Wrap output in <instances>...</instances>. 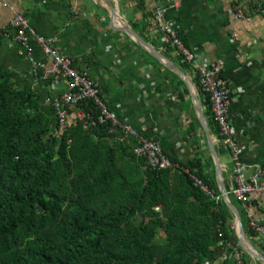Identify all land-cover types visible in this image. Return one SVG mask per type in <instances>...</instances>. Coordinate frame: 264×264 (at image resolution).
<instances>
[{"label":"trees","instance_id":"16d2710c","mask_svg":"<svg viewBox=\"0 0 264 264\" xmlns=\"http://www.w3.org/2000/svg\"><path fill=\"white\" fill-rule=\"evenodd\" d=\"M17 80L0 63V264H208L221 246L245 251L216 169L206 174L202 158L181 164L219 201L181 171L150 169L132 147L113 142L109 124L87 130L69 110L61 132L58 111ZM207 104L212 133L222 139L209 96ZM79 109L99 115L93 102ZM218 151L229 154L224 145ZM226 187L232 192L233 184ZM230 197L264 253L242 203ZM245 258L249 264L252 256Z\"/></svg>","mask_w":264,"mask_h":264},{"label":"crops","instance_id":"0c3cea01","mask_svg":"<svg viewBox=\"0 0 264 264\" xmlns=\"http://www.w3.org/2000/svg\"><path fill=\"white\" fill-rule=\"evenodd\" d=\"M239 5L250 20L238 17ZM159 10L164 17L156 19ZM16 14L28 22V44L17 40V30L11 27ZM165 25L195 53V64L166 47ZM129 29L163 58L137 42L126 32ZM37 36L53 39L62 55L99 84L102 98L122 124L113 136L115 144H137L138 138L127 130L131 128L158 140L172 158L183 162L202 158L208 175L216 164L196 96L208 122L210 107L206 93L201 94L197 72L198 66L221 65L232 91L231 122L243 150L241 161L264 167V0H0V63L50 110L69 85L57 76L45 77L44 70L35 73L46 61L50 63ZM81 110L74 112L75 119ZM213 135L218 151L220 139ZM227 155L232 168L223 161L224 155L219 157L225 182L232 185L235 165L232 155ZM216 176L218 182L217 169ZM253 212L264 223V197L255 202ZM229 251V246H221L208 264H235ZM249 264L264 260L252 257Z\"/></svg>","mask_w":264,"mask_h":264},{"label":"built area","instance_id":"2783aa9c","mask_svg":"<svg viewBox=\"0 0 264 264\" xmlns=\"http://www.w3.org/2000/svg\"><path fill=\"white\" fill-rule=\"evenodd\" d=\"M237 14L242 20H250L242 5L237 7ZM157 16L163 18L164 11L159 10ZM11 27L17 30V40L24 44H28V22L22 15L16 14L11 21ZM162 32L166 35V40L172 41V48H174L185 61L191 64L197 62V56L188 48L185 41L176 30L169 25H165L162 27ZM36 40L38 44L42 46L50 63L46 61L41 67H38L39 69L37 68L35 70V73L40 75L41 73L39 70H44L42 75L45 77L57 76L60 79L66 80L69 85V90L67 92L52 101L53 107L59 113L60 131H67L71 124L69 110H78L81 104L93 102L94 106L99 110V115L94 116L81 110L80 113H77V119L83 122L87 130L98 125L109 124V133L116 136L117 130L122 127V124L117 115L109 109L102 98L99 84L92 78L81 73L76 68L72 58L62 55L55 48L53 39L37 36ZM29 52H32L30 48ZM48 65H50V68H48ZM197 73L199 87L211 100L214 119L222 137V139H220V146L224 145L225 149L229 151L235 165L233 190L228 193L229 195L232 193L238 201L242 203L249 220V226L252 231L255 232L254 239L264 244V223L256 218L253 212L255 202L264 197V167L261 165L249 166L241 161L243 150L231 122L230 107L232 103V91L229 82L223 76L221 65L208 64L198 66ZM127 130L139 140L137 144L132 145L133 153L138 157L144 158L150 169L154 171H181L191 178L196 187L200 188L217 201L221 199L211 191L210 187L203 179L198 177L189 168L183 166L181 161H173L167 155L158 140L147 139L140 136L131 128H127ZM228 246L230 249H235V253L231 255L235 264H247L245 251L236 249L232 243Z\"/></svg>","mask_w":264,"mask_h":264},{"label":"water","instance_id":"95a60500","mask_svg":"<svg viewBox=\"0 0 264 264\" xmlns=\"http://www.w3.org/2000/svg\"><path fill=\"white\" fill-rule=\"evenodd\" d=\"M111 6L113 9H115L113 4H111ZM126 32L128 34H130L131 36H133L137 40V42L142 44L150 52H152L154 54H158L159 58H163L162 55H160L154 47H152L145 40H143L135 31H133L132 29H129V31L126 30ZM182 75L184 76L186 83H188V85H191L190 78L183 73H182ZM195 89L197 92L199 91V87L196 85H195ZM196 100H197V104H198V110L200 111L204 131H205V133H206V135L210 141V148H211L212 156L214 158L217 173H218V183H219L220 188H221L220 189L221 195L224 198L226 205L230 208V210L232 211V213L235 216L236 232H237V236L240 240L241 246L250 256L254 257L255 259L264 260L263 254H261V252L254 246V244L252 243V241L248 237L247 232H246V228L244 225V221L242 218V214H241L239 208L234 204L233 200L231 199V197L227 191L225 176H224L225 173H224L222 164L220 162V157H219V154H218V151L216 148V141H215L216 138L212 134V130L210 128L207 116L203 110V107L201 105V102H200L198 96H196Z\"/></svg>","mask_w":264,"mask_h":264},{"label":"rangeland","instance_id":"374dc122","mask_svg":"<svg viewBox=\"0 0 264 264\" xmlns=\"http://www.w3.org/2000/svg\"><path fill=\"white\" fill-rule=\"evenodd\" d=\"M230 157L226 154V155H224L223 156V161L225 162V163H227V164H229L230 163ZM229 166H230V164H229ZM231 168H232V166H230ZM233 200L235 201V202H237V200L233 197Z\"/></svg>","mask_w":264,"mask_h":264}]
</instances>
